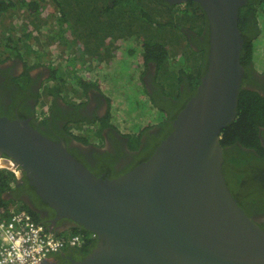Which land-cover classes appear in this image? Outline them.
I'll list each match as a JSON object with an SVG mask.
<instances>
[{"label": "water", "instance_id": "95a60500", "mask_svg": "<svg viewBox=\"0 0 264 264\" xmlns=\"http://www.w3.org/2000/svg\"><path fill=\"white\" fill-rule=\"evenodd\" d=\"M160 1L196 3L209 47L194 94L147 160L117 177H98L62 139L4 116L0 160L25 173L54 210L52 222L69 219L94 234L95 247L69 264H264V231L229 191L220 143L236 117L244 73L238 18L245 0Z\"/></svg>", "mask_w": 264, "mask_h": 264}, {"label": "flooded vegetation", "instance_id": "af4514ba", "mask_svg": "<svg viewBox=\"0 0 264 264\" xmlns=\"http://www.w3.org/2000/svg\"><path fill=\"white\" fill-rule=\"evenodd\" d=\"M67 1L69 4L65 0H61L60 4L62 5H58L56 9L58 15L61 16L65 12L67 16H70V24L68 23L70 27L64 25L62 27L65 28V31H59L58 25L55 24L57 20L55 15H50V19L47 20L39 12L38 17L35 19L37 26L30 24L32 31L38 36H34L36 41L33 43L36 45V51H32L30 55L24 53L23 56H20L16 53H7L5 59L0 57V116L10 120L28 119L30 124L41 134L53 140L62 139L65 141L68 151L94 175L103 178L117 177L152 155L157 145L170 132L171 121L192 96L187 97L192 89L190 84L186 82V68L188 64L199 62L201 58L205 62V68L201 75L204 73L209 47L208 25L206 23L201 33H197L195 29L190 28V21H184L182 18L176 19L173 16L170 21L171 26L166 28L168 34L164 38L160 37V34V36L157 35L160 40H163L162 42L168 49L167 62L160 63V61H164L161 48V52L156 49L151 52L150 56L157 59L159 63L151 60L146 64L139 65L135 79L136 84L132 86L129 92H134L138 97L144 95L150 106L158 112L162 111L156 105L162 106L167 111V114L162 112L167 128L163 130L159 122H152L147 124L150 127L145 129L143 127L142 129L140 127L126 129L113 121L116 114L112 115L110 101L108 100L109 96H107L112 93L110 90L112 88H103L101 79L107 76L109 64L114 63L116 60L118 50L121 48L125 51L133 49L136 51V56H140L142 43L139 40L153 38V36L148 35L154 30V27L151 23V16L146 10V4L134 0H107V3L102 2V0H95L96 3H94V0H89L87 11L98 13L100 16L98 17L99 21H97L103 24L102 30H99L98 35H96L91 32L90 28L83 26L79 18L73 13V9L78 10L80 1ZM250 1L245 0V5ZM258 1L264 3V0ZM183 5L174 7L183 8ZM132 7L136 11L141 7L147 15L139 12L138 21H135L132 14L126 11L128 9L131 12ZM242 8H240L239 13ZM260 10L258 14H263L264 5ZM178 13L179 9L175 11L174 15ZM66 15L63 14L62 16L67 18ZM247 17L246 24L238 18V28L243 44L245 36H248V38L253 36L259 29L257 27H261L259 20ZM153 18L158 17L154 15ZM43 20L49 21L47 29L40 28ZM165 20H167L166 17ZM184 24L189 27L184 26ZM244 29L246 30L243 34ZM112 31L115 35L113 40H116L119 45L117 48L112 45L114 48L107 51V46L105 47L104 43L107 44V41L111 40V36L108 35L103 37L104 43L102 46L85 50L90 41L96 39V37L99 38L102 35H107V33H112ZM63 33L68 39L66 44L70 43L74 37H79V40H76L75 45L60 48L58 45L63 44L60 36ZM115 33L118 34L117 39ZM122 33L126 35L122 36ZM51 43L58 46L61 51L68 53V56L64 59V64L71 63L75 66L78 65L80 68H86L91 62H96L99 66L105 67L102 76L96 78L98 76L88 75L85 72L77 75L76 73L80 70L75 68L74 71L76 72L73 71L74 73L72 72L70 76L63 72L59 74L58 71L64 69L49 57L47 50L43 49ZM204 47L206 48L203 51ZM78 49L90 52L81 54ZM191 52L196 53L197 59L190 64L186 58V53ZM98 58H102V60L98 61ZM166 64L176 67L177 74L183 77V80L178 83V90L176 87L171 86V80L168 78V74L164 72ZM55 76H57L56 79ZM109 76L116 77L112 73ZM82 78H85L89 85L80 86L79 81ZM126 80L129 81L131 78ZM89 81L93 83L90 84ZM94 81L96 82L94 83ZM246 84L248 88L264 95V73L254 69ZM170 90L175 94H181L179 100L170 97ZM151 97H154L155 102L151 103L149 100ZM186 97L188 99L183 105L180 104ZM168 99H171V101L168 102ZM259 137L260 143L264 147V125L260 127ZM222 148L223 158L226 159L225 163H228L227 160L230 161L227 171L223 170L229 191L240 205V202H247L249 199L257 200L258 204L254 206H258L259 210H253L254 212L250 213V217L264 231V155L261 156L256 150L244 148L239 144ZM245 153L246 155L251 154L258 157V160H248L246 155H242ZM231 158L233 161L230 160ZM241 159L246 163L243 164L246 169L239 167V164H235L242 163L240 162ZM255 163L257 166L254 169L252 166ZM14 174L16 175L14 188L6 195L14 203L27 205L37 213L41 224L55 235H60L62 232L69 233L71 229L78 227L65 218L52 222L55 216L54 210L38 196L35 188L29 184L25 173L17 174L15 172ZM249 178H251L250 181ZM241 207L243 208L242 205ZM86 254H84V250L79 248L65 247L56 253L50 254L45 260L48 264H69L73 260L83 258Z\"/></svg>", "mask_w": 264, "mask_h": 264}, {"label": "trees", "instance_id": "16d2710c", "mask_svg": "<svg viewBox=\"0 0 264 264\" xmlns=\"http://www.w3.org/2000/svg\"><path fill=\"white\" fill-rule=\"evenodd\" d=\"M43 1L44 0H0V21H1V19H3V17L10 16V14H8L10 12L14 13L16 11L19 14H21L20 11H22V13L27 15V19H28L27 22L22 21V23L26 24L28 26H30V24H31V25L36 27L37 24L35 23V19H36V17H38L37 14L39 12H41ZM54 1L57 3V5H55L56 7L58 5H60V6L62 5V4H60L61 0H54ZM79 1H80V5L78 6V10H85L86 12H88L91 15V17H93V19H88V20L85 19V24L83 26L90 28L91 32L98 35V31L99 30L101 31L103 28V24L98 22L99 21L98 17L100 15L98 13H95V12L87 11V8L89 6V0L88 1L87 0H79ZM65 2L69 4V2L67 0H65ZM93 2L96 3L95 0ZM102 2L107 3V0H102ZM137 2L143 3L142 1H137ZM145 2L146 3H143V4H146L145 5L146 10H147L148 14L151 16V18H150L151 23H152V26L154 27V30L151 31L153 38H150V39L143 38V40L142 39L139 40L142 43V49L140 51V56H136V51L133 49L129 50V51H125L121 48V52L125 54V58L121 57V59H122L121 62L124 64V66H126V71H127V72H125L123 77H128L129 73L133 72L135 70L138 72L137 68L139 65L146 64L148 61H151V60L157 61V59L150 56V53L153 52L155 49L158 50L159 52H161L160 51V48H161L163 51L164 61H160V63H162V62L166 63L167 62L168 49H167V47H165L166 45H164V42H162L163 40H160V38H158L157 35H159V33L168 32V30L166 28L171 26L170 21H171L173 16H175L176 19L182 18L184 21H190L191 22L190 28L195 29V31L197 33H201V30L204 29V26L207 23L202 9L193 1H189V2L185 3V5H183V8H181V7L175 8L174 5L170 6L166 2H163L160 0H145ZM263 5H264V3H261L258 0H254V1L251 0L246 5L243 6V8L241 9V11L239 13V20L245 24L248 21L247 16L253 17L254 19H257L259 21L262 19V21H261V27H257L259 29H257V31L255 32V34H253V36H251L249 38H248V36H245V41H244V44L242 46V50L240 53V62L242 64V66L244 67L245 73L242 77L241 88H240V91L238 94L237 113H236L235 119L231 123H229L226 127H224L223 130L221 131V140H220L222 147L230 146L232 144H239L244 148L247 147V148H251V149L256 150L257 152H259L261 154V156L264 155V147H262V145L260 143L259 134H260V127L264 125V95L261 94L260 92H257L254 89L248 88L246 86L247 85L246 81H249V79L251 78L252 71L254 69L256 70V66H254V64H253V53H254L255 48L258 49L257 53H259L263 50L260 43L261 42L264 43V11H263V14H258L260 8ZM104 7L106 8L107 5ZM257 7H259V8H257ZM67 8L71 9L70 7H67ZM131 9H132V11L128 12V13L132 14L135 21H138V13L139 12H142L145 15H147L141 7H139L137 11L134 8H131ZM178 9H179V13L177 15H174L175 11ZM4 14H6L7 16ZM63 14L66 15L65 12H63L62 15ZM52 15H55L57 17L55 24L58 25L59 31L64 32L65 28H63L62 26H64V25L68 26V23L70 24V16L66 15L67 18H65V16L58 15V10L56 8L53 11ZM154 15L158 18H153ZM84 16H86V15L84 14ZM261 16H263V17L261 18ZM165 17L167 20H165ZM45 19H47V18H45ZM9 21H10V18H9ZM48 24L49 23L47 20H43L40 24V28L43 27L44 29H47ZM68 27H70V26H68ZM241 29H242V27H241ZM245 30L246 29L243 30V34H244ZM258 30H260L259 33H258ZM207 31H208V29H207ZM13 33H15V35L17 34V30L14 29V27L11 26L9 28H4V32L2 35V36L5 35V37L3 38L4 42H0V46L1 47L5 46V52L10 53V54L16 53L17 55H20V56H23L24 53H26V55L32 54V51H34V49H32V45H30V43L28 42L30 39L29 37L32 34L31 29L28 30L26 28V26L23 29L22 34H24L25 38H29L26 41L20 37H13V35H12ZM115 34H116V39H117L118 34L117 33H115ZM171 34H172V32H171ZM108 35L111 36V40L107 41V44H105L103 37L108 36ZM124 35H126V34L122 33V36H124ZM60 36H61L62 43H63L60 45H62L64 47L75 45L76 40H79V37H74V39L70 43L66 44L68 39L65 37L64 33L61 34ZM206 36H207V34H206ZM139 37L141 38L140 35H139ZM160 37H162V36H160ZM114 38H115V35H114L113 31H112V33H107V35H102L99 38L96 37V39L90 41L89 45L87 47H85V50H92L94 48H98L99 46H102L104 43L105 47L107 46V51H111L112 48H114V46L116 48L119 46L118 43L116 42V40H113ZM97 40L99 41V43H97L98 42ZM64 44H66V45H64ZM112 45H114V46H112ZM205 48L206 47H204L202 50L204 51ZM78 50L81 52V54H85L86 52H90V51L85 52L84 50H81V49H78ZM5 58L6 57H4L3 59H5ZM99 60H102V58H98V61ZM124 60L129 61L133 64L135 63V65H134L135 68L130 70L131 65L129 63L125 62ZM136 62H137V64H136ZM157 62L159 63V61H157ZM66 66H71V70L69 71V73L65 72V74H68L70 76V74H72V70L74 69V67L72 64H68ZM204 68H205V62H203L201 58H200L199 62H194L191 65H189V64L187 65L186 82L190 84V87L192 89V92L190 94H188V96H187L188 98L194 94L196 86L199 83V77H200L202 71L204 70ZM164 69H165L164 72L166 74H168V78L171 80V86H173L174 88L176 87L178 90V83L183 80V77L178 75L177 72L175 71V69L173 68V66H171L170 64L169 65L166 64V66H164ZM109 70H110V67H109ZM119 70H120L119 64L117 63L115 65V67L112 68L111 73L114 75H119V73H120ZM65 71L68 72L67 68L65 69ZM74 72H76V71H74ZM58 73L62 74V70L58 71ZM76 74L81 75V71H78V73H76ZM56 78H57V76H55V79ZM105 78H106V76H105ZM95 82L96 81H94V83ZM118 82H120V81H118ZM121 82L128 85V83L130 81H127V83L125 81H121ZM89 83L92 84L93 82L89 81ZM79 85L82 86V85H89V84L85 78H82L79 81ZM131 86H132V83H131ZM130 90H131V88H130ZM121 91H123V90L121 89ZM145 91H144V93L147 94ZM129 94H131V93L129 92ZM169 95H170V97H172L176 100H179L181 94H175L173 91L170 90ZM187 97L180 104L183 105V103L188 99ZM144 100L147 101V99L145 97H144ZM149 100L151 101V103L153 101L155 102L154 97H151ZM170 101H171V99H168V102H170ZM156 106L162 112H165L167 114V111L162 106H159V105H156ZM162 112L159 111L160 116H159L158 120L152 118V121H148V122H146V124L144 122V125L143 126L141 125L140 129H142V127H143V129L150 127V126H147V124H151L152 122H159V124L163 127V130L166 129L167 123L164 122V115ZM240 153H243V152H240ZM242 155H246V153L242 154ZM246 156H247L248 160H250V159H254L255 161L258 160V157L253 156L251 154L246 155ZM230 160L233 161L232 158ZM225 162H226V159H224L223 170L225 169L227 171L228 163H230V161L227 160L228 163H225ZM240 162H242V163H235V162L234 163L239 164V167L246 169L245 166L243 165L246 163L243 162L242 159ZM256 166L257 165L255 163V165H253L252 167H254V169H255ZM250 180H251V178H249V181ZM15 182H16V175L11 170H9L7 168L0 167V211L6 212V211H8L9 207H12V205L17 204V206H16L17 209L24 210V211L28 212L36 222L41 223L39 218H38L37 213L32 211L27 205L21 204V203H16V202L14 203L12 199H10L9 197L6 196L8 194V192L14 188ZM244 183H245V181H244ZM249 183H251V182H249ZM240 203L243 206L244 211L249 216H250V213L254 212L253 210H259L258 206L257 207L254 206V205L258 204L257 200L249 199L247 202L243 201ZM76 233H80V234H83L85 236V241L79 249L84 250V254L88 253L90 251V249L95 245L96 239L95 238H89L90 232L86 231L82 228H79V227H76L75 229H71L69 232V234H76ZM65 234L66 233L62 232L60 235H58V234L57 235L63 236Z\"/></svg>", "mask_w": 264, "mask_h": 264}, {"label": "rangeland", "instance_id": "374dc122", "mask_svg": "<svg viewBox=\"0 0 264 264\" xmlns=\"http://www.w3.org/2000/svg\"><path fill=\"white\" fill-rule=\"evenodd\" d=\"M134 1H145V0H134ZM133 3H137V2H133ZM143 3H146V2H143ZM55 5H57V3L54 0H44L42 2V8H41V12H40L42 17L47 18V20H49L50 15H52L53 11L56 8ZM126 11L130 12L128 9ZM73 13L76 17L79 18V20L81 21V23L83 25L85 24V19L86 20L93 19V17H91V15L88 12H86L85 10L73 9ZM8 14H10V16L3 17L4 20L1 19V21H0V42H4L3 38L5 37V35L2 36L3 35L2 33L4 32V28H9L12 26V27H14V29L17 30L16 35H15V33L12 34L13 37H20V38L24 39L25 41L30 38L28 42L30 43V45H32L36 41V38L34 36H37V34L32 31L31 26H28V25L22 23V21L27 22V20H28L27 15H25L22 12H21V14H19L16 11L14 13L10 12ZM84 14L86 16H84ZM4 15H6V14H4ZM9 18H10V21H9ZM261 21H262V19L260 20V24H261ZM25 26L28 30L31 29L32 34L30 35L29 38H25L24 34H22ZM184 26H187V25L184 24ZM187 27H189V26H187ZM159 34L164 38V36H166L168 34V32L159 33ZM148 35L152 36L151 32L148 33ZM260 45L262 46L263 50L261 52L257 53L258 49L255 48L254 53H253V64H254V66H256V70L258 72L264 73V43L261 42ZM58 46L60 48L63 47L61 45H58ZM58 46H54V44L51 43L50 45H48L47 47H45L43 49L45 51L46 50L48 51L49 57L51 59H53V61H56L58 66L61 65L60 67H62L64 69V70H62L63 73H65V72L69 73V71L71 70V66L69 68V66H66V64H64V59L66 58V56H68V53L66 51H61L60 48H58ZM32 49H34V51H36V45L33 44ZM6 54L7 53L5 52V48L0 46V57L6 56ZM121 57L125 58V54L122 53L121 49H120L117 51L116 60L114 61V63L109 64L110 70L107 71L106 78L105 79L100 78V79H101L103 88L115 89V90L110 89L112 93L107 95V96H109L108 100L110 101L111 113H112V115L116 114V117H113V121L115 123H118L119 125L123 126L126 129H135L137 127H140L141 125L143 126L144 122L146 124V122L152 121V118L158 120L160 115H159L158 111L153 109L150 106V104L144 100L143 95H140L138 97V96H136V94L134 92L129 94L130 88H132V86H135V84H136L135 79L137 76V71L135 70L133 72H130L128 77H123L125 72H127V71H126V66H124V64L121 62V60H122ZM47 58H48V56H47ZM186 58L191 64L192 61L197 59L196 53L195 52L186 53ZM125 62H127L131 65L130 70L135 68V66H134L135 63L133 64L129 61H125ZM117 63L119 64V68H120L119 72L120 73H119V75H115L116 76L115 78L110 77L109 74L111 73L112 68L115 67V65ZM136 64H137V62H136ZM72 65L76 70H80L81 72H85L88 75L98 76L96 78H99L102 76V71H104L103 68H105L104 66L103 67L99 66V64L96 62H91L86 68H80L78 65L75 66V64H72ZM66 68H67L68 72L65 71ZM173 68L176 71V67H173ZM75 69H73L72 72ZM98 69H100V70H98ZM128 78H131V80H129V81L132 83V86H131L130 82L128 83V85L121 82V81H125L127 83L126 79H128ZM118 81H120V82H118ZM121 89L123 91H121ZM154 111H156V112H154ZM1 164L5 165L3 162Z\"/></svg>", "mask_w": 264, "mask_h": 264}, {"label": "built area", "instance_id": "2783aa9c", "mask_svg": "<svg viewBox=\"0 0 264 264\" xmlns=\"http://www.w3.org/2000/svg\"><path fill=\"white\" fill-rule=\"evenodd\" d=\"M16 206L0 211V264H40L65 247L83 245V234L55 235ZM89 238H94V234L90 233Z\"/></svg>", "mask_w": 264, "mask_h": 264}, {"label": "clouds", "instance_id": "9594fccd", "mask_svg": "<svg viewBox=\"0 0 264 264\" xmlns=\"http://www.w3.org/2000/svg\"><path fill=\"white\" fill-rule=\"evenodd\" d=\"M3 57H6V56H3ZM0 161H1V160H0ZM2 162H3V161H2ZM3 168H6V167L3 166ZM9 170H11L13 173H15V172L17 173V170H16V169H9ZM14 171H15V172H14ZM46 229H47V228H46ZM47 230H48V229H47ZM48 231H49V230H48ZM50 232H51V231H50ZM90 233H91V232H90ZM66 234H69V233H66ZM66 234H65V235H66ZM63 236H64V235H63ZM94 238H95V237H94ZM46 258H47V257H46ZM46 258H45V259H46Z\"/></svg>", "mask_w": 264, "mask_h": 264}, {"label": "bare ground", "instance_id": "6f19581e", "mask_svg": "<svg viewBox=\"0 0 264 264\" xmlns=\"http://www.w3.org/2000/svg\"><path fill=\"white\" fill-rule=\"evenodd\" d=\"M2 162L0 161V167H3L4 165L1 164ZM5 163V162H4ZM6 164V163H5ZM7 165V164H6Z\"/></svg>", "mask_w": 264, "mask_h": 264}, {"label": "crops", "instance_id": "0c3cea01", "mask_svg": "<svg viewBox=\"0 0 264 264\" xmlns=\"http://www.w3.org/2000/svg\"><path fill=\"white\" fill-rule=\"evenodd\" d=\"M22 12V11H21ZM7 16V15H6ZM6 32V31H5ZM3 34V33H2ZM3 48H5V46L3 47Z\"/></svg>", "mask_w": 264, "mask_h": 264}]
</instances>
